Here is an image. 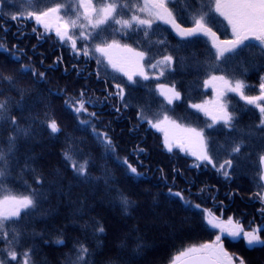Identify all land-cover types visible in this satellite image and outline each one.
I'll return each instance as SVG.
<instances>
[{
  "label": "snow or ice",
  "instance_id": "snow-or-ice-1",
  "mask_svg": "<svg viewBox=\"0 0 264 264\" xmlns=\"http://www.w3.org/2000/svg\"><path fill=\"white\" fill-rule=\"evenodd\" d=\"M19 4L20 7L13 12L9 9L15 7V4H10L8 0H0V18L7 16L12 21H33L36 27L32 28V32L39 37L49 38L54 32L59 41L70 45L75 55L86 57L88 60L95 59L94 73H88V76L95 75L97 80L106 85L103 89L104 101L118 102V105L112 104L115 112L120 113L121 109L134 108L139 124L146 123L163 133V144L169 152L179 149L195 157L196 162L190 167L199 169L202 166H210L225 179H230L234 170V158L245 147L242 141L229 137L230 151L227 158H220L205 129L183 125L169 115L167 110L153 111L149 101L140 103L137 100L135 88L139 85L138 77L143 81L154 78L157 81L156 88L150 91H157L167 105H174L181 99V93L175 83L159 82L166 71L171 69L174 72L173 65L176 63L174 55H162L153 63L155 56H149L148 51L137 50L121 42L125 38H131L132 34L142 33V37L149 39L151 44L150 34L156 31L154 25L158 28L160 23L170 26L184 45L191 44L200 37L209 38L211 49L214 51L209 52L206 61L196 63L197 70L202 67L207 76L203 81L204 85L215 91V100L190 106L211 118L212 123L208 124L207 128L212 129L220 125V131L235 133L239 130L238 117L229 110L228 103L225 102V97L229 93H235L247 104L255 106L260 113L259 123L246 135L254 136L259 133L261 138H264V75L260 76L259 94H246V89L250 86L243 77L248 73L249 68H255L257 65L255 60L239 59L244 50L253 47L251 42L256 41L260 49L261 71H264V0H212L211 3L207 0H190L179 12L174 10L175 0H103L99 4L94 3V0H62V2L52 0L50 3H41V0H19ZM184 15L191 18V26H185L182 22L181 17ZM217 15L227 22V26L231 29V38L221 39L214 30ZM41 27L42 33L38 31ZM108 29H112L113 35H104ZM116 35L121 39L115 38ZM155 43L166 45L167 41L158 40ZM0 47H4L5 51L12 55L13 62L20 65L19 69L15 70L0 68V180H3L7 179L14 167L20 166L19 142L21 139L33 137L36 134V125H45L51 133H60L61 127L47 112L41 119L40 114L33 110L26 99L31 96L33 86H21V78L29 74L33 78L34 85L49 83L46 72L39 71L35 63H24V50L18 46L14 45L13 48L20 55H16L12 49L4 45ZM28 59L31 61L32 58L28 57ZM184 59L181 57V62ZM61 60L62 57H58L55 63ZM39 63L42 65L43 59ZM109 68L121 73L126 77V81L116 82V77L113 76L109 86ZM149 69L154 75H150ZM90 91L92 90L82 87L75 94H70L67 88L62 93L60 91L53 93L49 88L48 94L63 95L64 104L75 116L79 131L93 137L97 146L103 150V159H113L118 166L125 169L126 175L130 174L136 180L147 178L146 172L138 170V167H147L142 160H139V155L146 153L147 150L141 148L139 144L134 146L136 166L127 156L122 157L119 154L118 145L110 135V131H114L111 129V122L104 125L108 130H101L97 127L98 124L103 123L101 117L96 111L89 110L100 105V97L89 96ZM12 93L16 95L13 96ZM136 128L137 125H134L132 130L135 131ZM86 145L85 137H68L67 147L62 149L61 153L66 166L85 184H94L103 180L105 191L116 193L115 198L109 202L118 204L125 214H130V210L138 207V201L119 187L114 173L106 165L101 166L102 176L92 175L89 170L92 153L85 151ZM260 161L264 164V155L260 156ZM157 170L161 174L160 179L167 187L168 198L178 199L187 210H200L202 222L216 230L213 233L214 239L179 251L171 259L170 264H249L243 255L228 251L225 242L229 240L243 241L249 250L259 248L264 251V226L256 225L246 229L242 220H238L234 215L225 217L222 211L217 215L211 209L202 208L201 203H194L189 198V196L200 198L207 192L208 198L215 205L217 197L212 195V186L205 185L197 193H193L190 187L174 191V187H177L176 177L183 176L184 172L174 167L170 179L163 168ZM19 171L21 175L25 172L29 173L32 184H28L25 180L28 186L26 195H5L0 198V241L5 244V247L0 249V264H21L18 258H22V264H36V261L31 259L32 250L23 252L17 250L25 235L23 221L40 208L51 191L64 196L69 194L64 190L60 179H49L46 176L43 169L36 164L34 156L26 158ZM260 180L264 182V173L260 175ZM33 184L35 187L32 186ZM45 185H48V188H45ZM260 187L264 188V183ZM186 192L188 196L185 195ZM255 195L264 204V192H257ZM158 196L159 193H156L154 200ZM94 208V204H88L85 199H81L77 214L83 217ZM259 212L264 216V207H261ZM73 223L77 221L73 220ZM80 227L84 230L91 228L93 236L97 238L106 235L107 232L106 226L95 216L80 224ZM127 240L125 236L118 245L120 254L108 257L103 264H135L136 260L143 259L148 245L141 236L135 237L128 258H122V254L128 249ZM56 242L64 244L63 239H57ZM95 256V249L77 239L72 253L67 254V264H95Z\"/></svg>",
  "mask_w": 264,
  "mask_h": 264
},
{
  "label": "trees",
  "instance_id": "trees-1",
  "mask_svg": "<svg viewBox=\"0 0 264 264\" xmlns=\"http://www.w3.org/2000/svg\"><path fill=\"white\" fill-rule=\"evenodd\" d=\"M8 2L15 4V7L9 11L15 12L16 8L20 7L19 0H8ZM50 2L52 0H41V3ZM102 2L103 0H94L97 4ZM189 2L190 0H175L174 10L179 12ZM207 2L211 3L212 0ZM181 20L185 26H191L189 16L184 15ZM33 27H36L33 21H12L7 16H3L0 18V45L20 55L13 48L14 45L18 46L24 50V63H35L39 71L46 72L49 83L34 85L33 78L29 74L21 78V86H33L31 96L26 98L27 103L40 114L41 119L45 112L55 118L61 127V132L51 133L45 125L38 124L35 126L36 134L33 137L21 139L18 145L21 164L14 167L7 179L0 180V198L5 195L28 194L25 180L28 184H32L31 175L27 172L21 175L19 168L30 156L36 158V164L43 169L49 179H60L64 190L69 194L64 196L51 191L40 208L24 219L25 235L18 246V251L32 250L31 259L36 261V264H67V254L72 253L74 243L78 239L96 250L95 264H103L108 257L120 254L118 245L125 236L128 238V249L122 254V258L127 259L135 237L141 236L148 248L143 259L136 260L135 264H170L171 259L179 251L214 239L213 233L216 230L202 222L200 210H187L178 199L168 198L167 187L160 179L161 174L158 168H163L170 179L174 167L184 172L183 176L176 177L177 187H174V191L190 187L193 193H197L205 185L212 186V195L217 197L215 205L208 198L207 192L200 198L189 196L194 203H201L202 208L211 209L217 215L222 211L225 217L234 215L238 220H242L246 229L256 225L264 226V216H261L259 212L264 204L255 195L257 192H264V188L260 187L264 183L260 180V175L264 173L263 164L260 161V156L264 155V138H261L259 133L254 136L246 135L259 123V110L241 100L237 94L229 93L225 102L228 103L229 110L237 115L239 129L229 134L220 131V125L212 129L207 128L212 121L190 106L202 104L212 98L211 90L203 83L207 76L202 67L199 71L197 70L196 63L206 61L209 52L214 51L211 49L209 38L200 37L193 43L184 45L170 26L160 23L158 28L154 25L156 31L150 34L151 44L149 39L142 37V33L132 34L131 38H125L121 42L137 50L148 51L149 56H155L153 63L162 55H174L176 59L173 65L174 72L171 69L166 71L159 82L175 83L177 90L181 93V99L174 105H167L157 91H150L156 88L157 81L154 78L143 81L138 77L139 85L135 88L137 100L140 103L149 101L153 111L167 110L169 115L183 125L205 129L220 158H227L230 151L228 146L231 143L229 137L242 141L245 147L234 158V170L230 179H225L210 166L192 168L190 166L196 162L195 158L184 155L180 151H167L163 144L162 133L146 123L139 124L134 108L121 109L120 113L115 112L112 104L118 105V102L104 101L103 89L106 85L97 80L95 75L88 76V73H94L95 59L88 60L86 57L75 55L70 45L59 41L53 34L49 38L39 37L32 32ZM214 30L221 39L231 38L230 27L218 15L215 17ZM38 31L43 32L40 28ZM104 35H113L112 29H108ZM115 38L121 39L119 35ZM158 40H166L167 44L155 43ZM251 43L253 47L250 50H244L239 59L256 61L257 66L249 68L243 79L250 86L246 89V94L258 95L260 76L264 75V71H261L259 44L256 41ZM41 53L43 55H40ZM28 57L32 58L31 61ZM58 57H62V60L55 63ZM181 57L185 58L183 62ZM42 59L44 63L41 65L39 62ZM49 66L53 67L49 68ZM19 67L18 63L13 62L12 55L5 51L4 47H0V68L15 70ZM149 73L154 75L151 69ZM113 76L116 77V82L126 81V77H123L121 73L109 68V86ZM82 87L92 90L88 93L89 96L100 97V105L89 110L96 111L101 117L103 123L97 125L101 130H108L104 125L111 122V129L114 131H110V135L116 141L118 152L122 157L127 156L136 166L137 157L133 154L134 146L139 144L141 148L147 150L146 153L139 155V160H142L147 167H138L139 171L147 173V178L136 180L130 174L126 175L125 169L118 166L113 159H103V150L97 146L93 137L79 131L75 116L64 104L63 95L48 94L49 88L53 93L57 91L62 93L67 88L70 94H75ZM12 95L16 94L12 93ZM134 125H137L135 131L132 130ZM69 136L86 138L85 151L92 153L89 170L93 176H102L101 166L106 165L114 173L119 187L138 201V207L130 210V214H125L118 204L109 202L115 198L116 193L106 192L103 180L94 184H85L66 166L61 153L62 149L67 147ZM57 170H59V176H57ZM32 186L35 187L34 184ZM45 188H48V185H45ZM156 193H159V196L154 200ZM185 195L188 196V193L186 192ZM81 199L95 205V208L83 217L77 214ZM91 216H95L106 226V235L97 238L93 236L91 228L84 230L80 227V224L89 220ZM73 220L77 223H73ZM57 239H63L64 244H58ZM4 247L5 244L0 241V249ZM225 247L230 253L243 255L249 264H264V251L259 248L249 250L243 241L230 242L229 240L225 242ZM18 259L22 264V258Z\"/></svg>",
  "mask_w": 264,
  "mask_h": 264
},
{
  "label": "rangeland",
  "instance_id": "rangeland-1",
  "mask_svg": "<svg viewBox=\"0 0 264 264\" xmlns=\"http://www.w3.org/2000/svg\"><path fill=\"white\" fill-rule=\"evenodd\" d=\"M41 30H43L42 29V27L40 28ZM54 35L55 36V33L54 32H52L50 35ZM208 89H210L211 90V92H212V98L210 99V100H208V101H206V102H209V101H214L215 100V91L211 88V87H207ZM226 98V97H225ZM205 103V102H204ZM203 104V103H202ZM195 110H197V109H195ZM198 112H200V113H202L204 116H206L203 112H201V111H199V110H197ZM206 117H208L210 120H211V118L209 117V116H206ZM161 133V132H160ZM162 135H163V133H162ZM166 148V147H165ZM166 150H167V148H166ZM168 151V150H167ZM173 151H180L179 149H173ZM182 154H184V155H189V154H187V153H185V152H182V151H180ZM189 156H191V155H189ZM191 157H193V156H191ZM193 158H195V157H193ZM263 170H264V164H263Z\"/></svg>",
  "mask_w": 264,
  "mask_h": 264
}]
</instances>
